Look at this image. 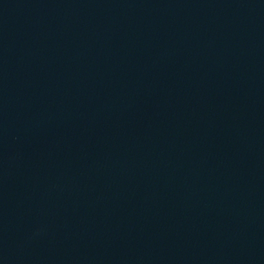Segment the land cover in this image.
I'll use <instances>...</instances> for the list:
<instances>
[{
    "label": "water",
    "instance_id": "obj_1",
    "mask_svg": "<svg viewBox=\"0 0 264 264\" xmlns=\"http://www.w3.org/2000/svg\"><path fill=\"white\" fill-rule=\"evenodd\" d=\"M0 264H264V0H0Z\"/></svg>",
    "mask_w": 264,
    "mask_h": 264
}]
</instances>
